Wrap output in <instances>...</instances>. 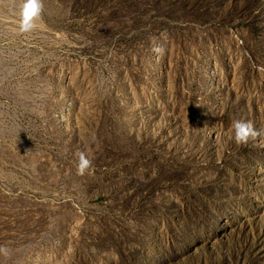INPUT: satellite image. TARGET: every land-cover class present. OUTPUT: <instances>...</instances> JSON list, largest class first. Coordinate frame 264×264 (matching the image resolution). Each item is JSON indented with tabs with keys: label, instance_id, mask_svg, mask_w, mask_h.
Wrapping results in <instances>:
<instances>
[{
	"label": "rangeland",
	"instance_id": "1",
	"mask_svg": "<svg viewBox=\"0 0 264 264\" xmlns=\"http://www.w3.org/2000/svg\"><path fill=\"white\" fill-rule=\"evenodd\" d=\"M23 2L0 0V264H264V147L232 129L264 128V0H42L28 32Z\"/></svg>",
	"mask_w": 264,
	"mask_h": 264
},
{
	"label": "clouds",
	"instance_id": "2",
	"mask_svg": "<svg viewBox=\"0 0 264 264\" xmlns=\"http://www.w3.org/2000/svg\"><path fill=\"white\" fill-rule=\"evenodd\" d=\"M43 10L42 0H24L20 12V30L23 32L31 31L36 25ZM233 139L238 145H247L253 142L258 147H264V128H256L251 121L237 119L232 123ZM92 161L84 152L79 153L77 165L78 174L84 175L90 171ZM10 250L5 246H0V256L8 257Z\"/></svg>",
	"mask_w": 264,
	"mask_h": 264
}]
</instances>
